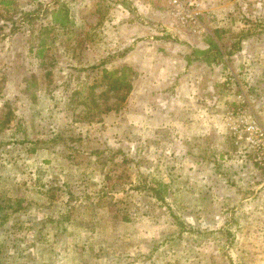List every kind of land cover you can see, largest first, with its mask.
<instances>
[{
  "label": "rangeland",
  "instance_id": "rangeland-1",
  "mask_svg": "<svg viewBox=\"0 0 264 264\" xmlns=\"http://www.w3.org/2000/svg\"><path fill=\"white\" fill-rule=\"evenodd\" d=\"M12 1L0 264H264V169L232 129L264 126V0H183L196 24L169 0Z\"/></svg>",
  "mask_w": 264,
  "mask_h": 264
},
{
  "label": "built area",
  "instance_id": "built-area-1",
  "mask_svg": "<svg viewBox=\"0 0 264 264\" xmlns=\"http://www.w3.org/2000/svg\"><path fill=\"white\" fill-rule=\"evenodd\" d=\"M172 6L173 15L179 17L183 23H197V2L183 0H169ZM234 77L229 76L228 82L233 81ZM241 99V94L238 95ZM235 142H244L248 150L252 151V159L261 168L264 169V126L259 120L249 115L247 118L241 119L240 123L232 126Z\"/></svg>",
  "mask_w": 264,
  "mask_h": 264
},
{
  "label": "crops",
  "instance_id": "crops-1",
  "mask_svg": "<svg viewBox=\"0 0 264 264\" xmlns=\"http://www.w3.org/2000/svg\"><path fill=\"white\" fill-rule=\"evenodd\" d=\"M225 156V155H224ZM231 156H235V154L234 153H232L231 154ZM226 157V156H225ZM223 161V165H222V168L221 169H223L225 172H232V173H234L235 171H242V172H245V173H247V172H249V171H251V168H252V164L251 163H249L248 161H240V160H236V162H232L229 166H227V163H226V161L225 160H222ZM221 161V162H222ZM232 165V166H231ZM231 188L232 187H230L228 184H225V191L226 192H228V191H233V190H231ZM226 194V193H225ZM227 195H229V196H232L233 195V193H231V194H227ZM228 196V197H229ZM245 199H248L247 197L245 198Z\"/></svg>",
  "mask_w": 264,
  "mask_h": 264
},
{
  "label": "trees",
  "instance_id": "trees-1",
  "mask_svg": "<svg viewBox=\"0 0 264 264\" xmlns=\"http://www.w3.org/2000/svg\"><path fill=\"white\" fill-rule=\"evenodd\" d=\"M14 9L15 8H14L13 1L12 0H0V10H2V12L4 14V17L6 19L12 20L13 22H15L16 20L15 19H11L12 16L10 15L9 12H11ZM25 16H26V18L29 19L30 18V12L25 13L24 14V17ZM38 51L39 52L43 51V48L38 49ZM113 87L115 88L116 86H113ZM0 90H1V88H0ZM8 120H9V118L6 117L5 120H4V122H3V124H5Z\"/></svg>",
  "mask_w": 264,
  "mask_h": 264
}]
</instances>
